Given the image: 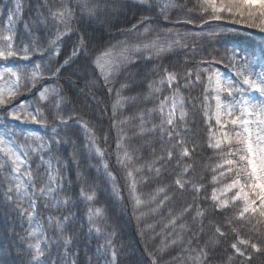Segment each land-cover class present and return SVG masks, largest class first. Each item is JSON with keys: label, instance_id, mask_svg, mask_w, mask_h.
<instances>
[{"label": "snow or ice", "instance_id": "1", "mask_svg": "<svg viewBox=\"0 0 264 264\" xmlns=\"http://www.w3.org/2000/svg\"><path fill=\"white\" fill-rule=\"evenodd\" d=\"M138 3L173 26L159 28L153 24L156 16L142 15L121 30L125 39L103 50L95 49L80 33L62 62L58 57L64 37L75 31L74 21L97 14L102 7L99 0H47L44 10L31 20L24 19L21 0H14L6 12L0 8V62L4 65L0 67V198L6 214H14L24 232L19 235L22 246L17 248V255L24 257L21 264H81L77 242L82 226L78 227L77 213L72 211L79 201L84 202L88 224L84 235L96 240L84 264H120L116 232L110 230L106 210L94 206L93 186L84 180L77 198L66 192L71 182L65 180V162L58 152L66 143L75 148V142L62 135L73 127L84 134L80 151L99 158L97 171L103 169L113 192L118 177L106 158L115 157L133 212H139L137 219L161 215L176 193L190 195L178 211L168 208L167 222L162 218L145 225L153 240L160 239V245L148 251L151 264H161L162 254L177 244L182 246L181 255L167 264L177 260L211 264L221 244L226 247L220 264H254L264 257V52L257 56L235 47L223 51L216 47L222 34L237 31L236 26L264 33V0H195L191 6L189 0ZM173 11L175 20L170 15ZM18 23L31 37L28 44L21 41L22 47L16 46ZM179 25L200 30L181 31ZM40 31L45 35H38ZM174 53L182 54L179 66L154 65L145 93L125 96L131 83L116 86L130 64L160 61ZM78 59L86 72L91 69L96 76L81 91L87 89V95L96 100L90 89L102 81L114 96L110 106V126L117 132L114 151L100 147L94 126L74 108L66 112L71 101L64 89L48 83L60 80L62 69ZM221 66L231 74L226 75ZM196 85L203 92L195 98L200 100L196 110L202 113L203 138L188 119L193 112L185 91ZM29 96L31 100L24 99ZM146 103L152 107H138ZM128 107L136 111L125 116ZM17 122L38 125L49 135L18 132ZM136 137L150 138L145 142L151 148L150 159L141 154L143 146L130 143ZM103 143L108 144L107 134ZM204 150L213 153L207 163L201 159ZM153 183L156 186L150 192L139 190ZM189 218L191 224L185 223Z\"/></svg>", "mask_w": 264, "mask_h": 264}, {"label": "trees", "instance_id": "2", "mask_svg": "<svg viewBox=\"0 0 264 264\" xmlns=\"http://www.w3.org/2000/svg\"><path fill=\"white\" fill-rule=\"evenodd\" d=\"M14 0H0V8H3L6 12L7 8L12 7ZM24 6L23 17L25 20L35 19L38 10L43 11L44 5L47 0H21ZM178 2H183V0H178ZM195 0H189V5L194 3ZM101 4V9L93 17L83 16L73 22V31L70 35L65 36L62 45L61 55L58 60L62 62L72 51V46L77 42L80 33H83L87 39L90 41L91 45L97 50H103L110 43H115L116 41L125 39V35L121 32L122 29H127L131 27L132 24L137 23L142 15H153L156 14L148 13L145 11L144 6L138 3V0H99ZM107 6L108 10H105ZM172 19H176V12L170 13ZM3 21L0 20V24ZM153 24L159 28H168L173 25L169 22L163 21L159 16L153 20ZM181 31H199L192 25L178 26ZM237 31L227 32L222 34L220 37L219 44L216 47L223 51L225 48L235 47L241 53L247 50L250 53H255L259 56L264 52V33H260L255 29H246L240 26H236ZM16 46L22 47L23 44H28L31 37L25 32L23 23H18L16 26ZM40 36H44L45 33L40 31L37 33ZM131 40L132 37H129ZM182 54L174 53L165 55L160 61L157 60H141L130 64L118 78L117 87L120 83H131V87L126 90L123 95L132 96L137 93L146 92V80L151 76V70L154 65L158 63H163L169 67L177 65L178 61L181 60ZM192 59H199V56H194ZM13 63H24L19 61H13ZM83 61L76 60L70 63L69 66L62 69L60 76L61 79L58 81H48L50 85L56 84L64 89V94L67 95L71 103L68 104L66 112L75 109L76 113L83 116L85 120L90 122L91 126H94V130L97 133L98 140L100 141V147L102 149H107L109 151H114L115 140L117 132L115 129L111 128V103L114 96L107 93L103 82L100 81L96 84L94 88L90 91L94 93L96 100H93L89 95H87L88 90L81 91L84 89L86 82L89 79H96L95 73L89 69L87 72L82 67ZM31 64H29V67ZM188 67L193 65L189 64ZM221 70L230 73V70L223 68ZM75 83H72V82ZM203 92L200 85H196L194 88L185 91V96L189 98L188 107L193 112L192 115L188 117L189 121H194L190 124V127L194 128L198 133L199 137L203 138L205 134V128L202 120V113L197 111L200 107V100L195 99L197 97H202ZM24 99L31 100L32 98L24 97ZM195 99L196 108L193 109L191 106V101ZM138 107H152L151 103L140 104ZM107 109V111H105ZM136 111V108L128 107L123 115L127 116ZM0 119H3V115L0 114ZM51 119V117H50ZM158 122V121H157ZM15 126H18L16 123ZM18 131V129L16 128ZM127 131V126H126ZM107 134L108 144L103 143V136ZM42 135H49L48 130L43 129ZM66 137H70L72 141L75 142V148L73 143H66L59 148L58 155L65 162L63 165V170L65 172V180L71 182V186L66 190L68 195L74 198L79 196V189L83 184V181H87V185H92L96 192V204L95 207H102L106 210L107 223L111 225L110 230L116 232V245L120 249L119 260L120 264H151L150 258L148 256V251L156 249L160 245V239L156 238L153 240L151 238L152 234L145 231L146 224H153L164 218L167 222L166 213L168 208H172L174 211H178L186 200L190 199V195L185 193L180 195L175 194V198L171 201L167 208L164 209V213L157 216H148L147 218L137 219L139 212L134 213L131 199L128 195V189L124 186L125 181L123 179V172L115 164V157L108 156L106 159L111 165L110 171L118 177L116 184L118 188L119 197L114 195L112 190V184L110 180L103 174L101 169L97 171V165L99 158L95 156H87L85 152L80 151V145L83 143L84 134L83 132L73 127V129L67 133H64ZM131 135V132H129ZM23 142L22 137L19 138ZM150 139L149 137H136L130 141L134 146H143L141 154L145 159H150L151 148L145 146V142ZM159 150V144L154 145ZM76 152L75 157L73 152ZM213 156L211 151H202V162H209L207 158ZM77 161L79 162L77 164ZM197 171H201L197 169ZM78 173L80 177H78ZM81 177L83 179H81ZM168 181L165 180V183ZM156 185L147 184L142 186L139 190L143 193L150 192ZM210 192V189H209ZM173 195V193H169ZM7 209L2 203V198H0V261L4 264H21V260L24 257L17 255L18 246H22L19 241V235H23V229L20 227V222L16 220L14 214H6ZM73 212L77 213L78 217V227L82 226L81 238L77 242L79 246V260L81 264H84L86 260V254L91 255L96 247V240L90 237H86L84 234L87 233L88 224L86 218L84 217V202L79 201L77 207L72 208ZM185 223L191 224L190 218L185 221ZM13 226L15 230L13 231ZM157 232L161 231V228L156 229ZM206 239V237H205ZM91 240V243H89ZM181 245L177 244L173 247L166 249V251L161 256V264H167L172 258L181 255ZM226 246L221 244L212 259L211 264H220V258L225 254L224 248ZM176 264H183L182 260H177ZM254 264H264V257L259 258L254 261Z\"/></svg>", "mask_w": 264, "mask_h": 264}, {"label": "rangeland", "instance_id": "3", "mask_svg": "<svg viewBox=\"0 0 264 264\" xmlns=\"http://www.w3.org/2000/svg\"><path fill=\"white\" fill-rule=\"evenodd\" d=\"M11 63H13V61L11 62ZM14 64V63H13ZM2 66H4L3 65V62H0V67H2ZM31 67V66H30ZM226 75H230L228 72H226V71H224V70H222ZM17 124H18V126H16V128L18 129V132H20V131H23V132H29V131H36V132H39L40 134H42L43 133V128H41L40 126H38V125H23V124H19L18 122H17ZM101 169V171L103 172V169L102 168H100ZM111 182V181H110ZM111 184H112V182H111ZM117 185V184H116ZM114 195L116 196V197H119V194H118V188H117V191L116 192H114Z\"/></svg>", "mask_w": 264, "mask_h": 264}]
</instances>
